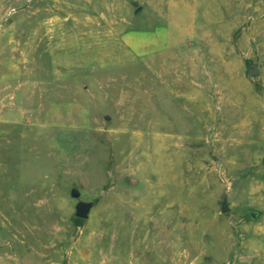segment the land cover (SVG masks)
<instances>
[{
	"label": "rangeland",
	"instance_id": "374dc122",
	"mask_svg": "<svg viewBox=\"0 0 264 264\" xmlns=\"http://www.w3.org/2000/svg\"><path fill=\"white\" fill-rule=\"evenodd\" d=\"M0 264H264V0H0Z\"/></svg>",
	"mask_w": 264,
	"mask_h": 264
},
{
	"label": "water",
	"instance_id": "95a60500",
	"mask_svg": "<svg viewBox=\"0 0 264 264\" xmlns=\"http://www.w3.org/2000/svg\"><path fill=\"white\" fill-rule=\"evenodd\" d=\"M258 72H259V70H258L257 66H254L253 68L248 70V74H250V75H256V74H258ZM222 210H223V212H227L228 211V209L226 208L225 204H223ZM251 215H252L253 218L257 217V213L256 212H251ZM82 217H86V211L82 212Z\"/></svg>",
	"mask_w": 264,
	"mask_h": 264
},
{
	"label": "bare ground",
	"instance_id": "6f19581e",
	"mask_svg": "<svg viewBox=\"0 0 264 264\" xmlns=\"http://www.w3.org/2000/svg\"><path fill=\"white\" fill-rule=\"evenodd\" d=\"M227 66V65H226ZM261 90V89H260ZM257 105V104H256ZM249 116V115H248ZM253 122V121H252ZM239 141V140H238ZM236 142V141H235Z\"/></svg>",
	"mask_w": 264,
	"mask_h": 264
}]
</instances>
